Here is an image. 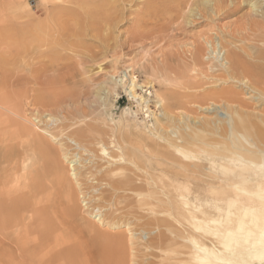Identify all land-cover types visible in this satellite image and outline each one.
I'll return each instance as SVG.
<instances>
[{"label": "rangeland", "instance_id": "obj_1", "mask_svg": "<svg viewBox=\"0 0 264 264\" xmlns=\"http://www.w3.org/2000/svg\"><path fill=\"white\" fill-rule=\"evenodd\" d=\"M72 1L0 0V219L3 223H8H5L7 226L4 225L6 232H1L4 227L0 226V252L3 253V259L10 260L18 255V258L12 259L14 262L1 259L0 264H81L86 261L90 264H167V261L172 262L176 258L175 254L168 252L170 248L166 244L157 245L156 241L149 243V239L157 232L149 235L155 231L144 225L153 216L150 209L154 205L153 198L164 199L161 193L156 196L151 191L152 184H160L154 178L160 177V173L151 172L153 169H148L149 165L144 160L153 151L150 138L154 133L155 120L151 118V112L154 111V115L160 117L162 109L158 99L154 97V91L162 94L172 91L183 98L185 93H194V88H187L186 91V87L211 82L212 79L208 76L217 75V70L208 69L214 60L205 66H197L194 70L188 62L189 51L194 52L205 38H213L217 42V38L221 37L228 43L234 42L233 46L242 45L233 38L237 37L235 35L244 26L246 15L255 12L247 1L229 15L217 16L207 12L209 14H204L201 18V5L199 8L192 9L190 6L186 9L180 8L177 0H121L115 5L118 16H115V12L112 17L117 18L113 19L116 23L111 21L112 26L107 25L102 30L104 25L100 18L94 21L87 19L90 26L84 28L86 21L77 15L81 11L77 10L79 0ZM225 3L231 5L230 0ZM70 8L71 11L73 9L71 13ZM242 33L237 34L240 39ZM56 39L58 40L55 41ZM219 51L217 46L216 54L212 57L220 59L223 52L217 55ZM130 69L137 76L139 84L144 83L143 88L136 89V93L145 97V102L129 98L131 96L128 97L125 92L128 89L124 91L122 88L129 84ZM148 75L152 76L151 84L146 81ZM110 79L118 84L116 91L119 97L108 98L111 103L113 100L115 102L104 116L101 104L102 98L106 96L99 88L103 81ZM187 83L189 86L185 87ZM137 102L140 103L138 106ZM142 103L144 107H141ZM96 111L97 113H92ZM199 111L191 114L199 115ZM31 121L36 124L33 128L43 137L42 141L47 140L48 143H44L50 154L44 149H39V154L35 147L37 160L31 168L33 170H23L22 142L25 139L20 137L19 132L23 126H32ZM75 128L89 130L88 137L80 142L81 146L73 143L72 133L77 131ZM102 147H105L108 156L102 154ZM120 148L128 154L132 153L130 157L134 156V160H138L134 161L135 165L128 164L129 170L122 176L125 178L129 175L128 178H133L130 180L139 189L114 188L113 181L117 177H123H116L113 172L111 175L108 173L113 169L109 160H112L110 156L117 158L120 155ZM65 152L70 160L76 161L74 167L80 171L79 178L77 177L80 188L73 176L68 190L53 183L50 169L57 157L64 161V167L67 168V160L62 158ZM135 152L137 155H134ZM128 154L126 156L129 157ZM138 155L141 159H138ZM153 163L155 166L156 161L153 160ZM150 178L156 180L153 182ZM140 186L144 188L140 189ZM40 189H44L43 192ZM138 191L145 192L138 196V193L141 194ZM76 192L79 195H75ZM68 195L77 200L72 203H75V209L69 207L67 198L64 199ZM70 208L73 210L71 215L68 213ZM74 210L78 213L75 214ZM98 213H101L105 221L103 226L99 224V227H95V232L80 229L83 217L86 219L84 222L98 223V216L94 217ZM177 213L176 219H180L179 222L182 223L173 221V228L169 227L174 231L179 228L182 233L185 229V232L189 231L180 215L182 213ZM162 216L169 222L172 221V216L170 218L166 213ZM14 217L18 220H13ZM106 222L109 225H105ZM12 225L14 227L11 228ZM165 227L160 233L171 235L167 230L170 228ZM178 232L179 237L181 235ZM146 233L149 238L142 239ZM131 234L132 241L128 239ZM179 238L174 241L175 245L171 242V249L175 247L174 250H184L182 245L186 242ZM2 260L8 262L4 263Z\"/></svg>", "mask_w": 264, "mask_h": 264}, {"label": "bare ground", "instance_id": "obj_2", "mask_svg": "<svg viewBox=\"0 0 264 264\" xmlns=\"http://www.w3.org/2000/svg\"><path fill=\"white\" fill-rule=\"evenodd\" d=\"M117 1L121 0H79L77 2V8L79 7V9L77 10H81L82 13L81 11H78L79 14H77L78 12L76 14L79 15L78 17L81 16L82 19L86 21V25L81 23L84 25V28L90 26L87 19L94 21L100 18L99 20H102L104 25L102 30H105L106 28L104 27H107V25L110 27L113 24L111 21L115 19H112V17L115 15V9H117L115 8ZM177 1L180 8L187 9L192 6L191 8L193 9V7L196 8L201 5L202 9L199 10L200 13L197 12L201 18L204 17L203 15L207 14V12L213 13L217 16L229 15L230 13L235 12L242 3L247 1H249L251 9L255 14L246 15L244 26H242L238 32H243L241 34V39L239 37L240 35H237L238 33L236 35L234 34L238 38L236 37L233 39H236V41L238 43L240 42L242 45L239 44V46H233L234 42L228 43L226 40H222L221 37L217 38V42L213 38L206 39L204 37L205 39L203 38L204 40H202L203 43L200 42V44H198V46L200 45L199 47L195 49L193 48L194 52L189 51L190 56L187 57L189 61L186 60V62L188 61L189 65L193 67L194 70L197 66H205L209 64L211 60H214L211 62L208 69H211L212 71L217 70V75L208 76L212 79L211 82L207 81L202 85H197L195 83L194 85L196 86H189L187 83L185 87H189H186V91L188 90L187 88L190 87L194 88L195 91L190 88L194 93L190 95H186L185 93L183 98H179L177 94L170 90L169 91L172 93L169 92L168 94L154 91V97L158 99V103L161 105L162 109L160 117H156L154 111L151 112V118L155 120V124H153L154 133L151 131L153 133H151L152 138H150L152 141L149 139V142H152L150 146L153 147V151L144 160H146L149 165L148 169H153V171L150 169L151 172L157 171L160 173L158 174L155 172V174L160 175V177H153L157 178L160 181V184H152L151 191L156 193V196H158V193H161L164 196V199L155 196H153L155 197L153 198L151 196L154 199L152 200L154 201V205H152L153 208H149L151 209L153 216L152 218L150 217L151 219L149 218V221L144 223V225L152 231H155L152 234L149 233V235H155L156 232L157 234L149 239V243L156 241L157 245L166 244V247L170 248L168 252L174 253L176 258H172V262L167 261V264H264V0H230L231 5L225 3V1L228 0H201V2H199L200 0ZM71 12H73V9L71 11L70 8V13ZM115 16L117 17L118 14ZM115 20L113 21L114 23H116ZM8 23L11 25L10 21ZM109 29L110 28H108V30ZM80 30L81 29H79V31ZM102 30H99V32ZM98 33H96V35ZM83 34L85 35V32ZM57 40L58 39L55 41ZM217 46L220 50L217 52V55H219L221 51L223 52L220 59H218V57H212L213 54H216L215 51ZM6 63L5 65H7ZM129 72V84L122 88L124 91L128 89V91L125 92L128 94V97L131 96L129 98H135L136 100L138 99L145 102V97L136 93V89L139 88L138 90H140L143 88L142 85L144 83L142 82L143 84H139L137 76L132 73V69H130ZM151 77V75H148L146 80L148 81V84H151L153 81L150 80ZM190 85L193 84L191 83ZM117 86L118 84L116 81L110 79L103 81L102 86L99 88V91H102L106 96V98H102L103 103L101 104L103 107V109L101 108V112L102 114H105L104 116H106L108 108L113 102H115V100H113L111 103L108 98L111 96L114 98L119 97V94L116 91ZM182 86L184 87V85H181V87ZM182 91H185V89H182ZM247 96L250 97L246 98ZM139 102L136 103L137 106ZM141 107H144V104ZM198 110L201 111H199V115L197 113L194 116L191 114ZM218 110L222 112H219ZM92 113H97V111ZM146 117H148V115ZM31 122L32 126H23L21 130L20 128L18 129V131L20 130V137L25 139V141L22 142L24 151L22 162L23 170L31 169L35 164L37 160L36 150H34L35 147L38 148L37 153L39 152V154L41 152L39 149L48 151V148L45 145L46 143H44L47 142V140L44 138L45 141H42L43 137L34 129L36 124L33 121ZM89 127H91V125ZM78 129L75 128V131H77L73 132L72 136L73 143L80 145V142L84 141L86 136L88 137L89 130L84 128ZM49 143L51 142L49 141ZM50 145L51 144L48 146ZM119 151L120 155L117 158L110 156L112 159L109 160L111 161L110 167L113 169L108 173L111 175V172H113L112 174L116 175V177L117 175L123 177L122 175L129 170L127 167L128 164L135 165L134 161L138 160H134V156L130 157L132 153H126L122 148H120ZM136 151H138L137 148ZM101 152L103 155L106 154V156H108L105 147L101 148ZM143 152L144 151H142V153ZM126 154H128L129 157L126 156ZM135 154L137 155L136 152L134 155ZM140 155L144 158L145 153L143 154L144 156L142 154ZM140 155H138V159L140 158ZM58 158L59 157L56 158L57 160H54V165L52 166V169H50L51 178L53 183L60 187H66L68 190V187L72 185L73 182L71 177L73 176V180L77 183L80 171L74 167L76 161L70 160L67 152L63 153L62 157L67 160V168L64 167V161ZM106 158L108 159V157ZM153 160L156 161V168L153 165ZM107 163L109 164V162ZM148 169L147 172L149 171ZM71 170L72 172H70ZM30 171H26V173H29ZM144 171L145 170H143V172ZM108 173L107 175L109 177L110 175ZM128 177L129 175L122 179L117 177L119 180H117V178L116 180L114 179V188L125 190L126 188L132 190L139 189L135 183V185L132 183L130 180L131 177ZM149 180L155 181L156 179L150 178ZM77 187L80 188L79 182L77 183ZM142 187L140 186V189ZM48 189L50 190V187H48ZM58 189L60 190V188ZM43 190L41 191L43 192ZM142 192L137 195L142 196L145 191ZM76 193L77 194H74L79 195L80 191L79 193ZM150 193L148 194L150 195ZM49 194L50 193H48V195ZM161 194L159 195L161 196ZM39 196L42 197V195ZM68 196L69 197L65 196L64 199L66 200L67 198L69 207L71 206V208H74L76 205H74L75 203L72 205V203L77 202V200L75 201L73 196ZM77 197L76 199H78ZM68 208L67 210H69ZM71 208L70 212L67 211L70 215L73 212ZM81 209L82 208L79 210L81 211ZM178 211L182 213L179 214L182 215L187 223L186 226L188 225L189 227L187 228L190 229L189 231L187 230V232H185L186 229L183 233L179 228H177L176 231H174L175 229H172L173 221H181L180 219L177 221L178 216L176 217L175 215ZM74 212L75 214L78 213L75 210ZM164 213L170 218L172 216V221L169 222L167 218L163 217L162 215ZM97 216L98 223L90 222V224L84 222L86 219L83 217L84 219L81 222L82 227L80 226V229L83 228L81 230L95 232V227H99L100 225L103 226L105 221L103 217H101V213L94 215V217ZM81 219L82 218H80V221ZM0 220V226H7V221H4L3 219V223L2 219ZM13 220L17 221L18 219L17 217H14ZM180 223L182 222H179L178 224ZM105 225H109L108 222H106ZM14 226L16 225L14 224ZM14 226L12 225L11 228ZM165 226L172 227L167 229L171 234L169 235L171 237L164 233H160ZM5 228L6 227L3 229L1 228L3 231H0L6 232V230H4ZM177 232L180 233V238L178 237ZM147 235L148 233L142 236V239H148L149 236ZM132 237L131 234L128 239L132 241ZM176 238L183 239L186 242H184L186 245H182V248H184L183 251L174 250L175 247L174 249H171V242L177 241ZM166 241L168 242L166 243ZM175 243L176 242H174L173 245H175ZM5 248L4 252L6 251ZM1 254L3 253L0 252V260L4 258H2ZM14 254L12 255L14 256ZM17 256L18 255L14 257ZM12 259H10L11 262H14ZM3 260L10 261L9 258ZM82 263L90 264L89 261L81 262V264Z\"/></svg>", "mask_w": 264, "mask_h": 264}]
</instances>
